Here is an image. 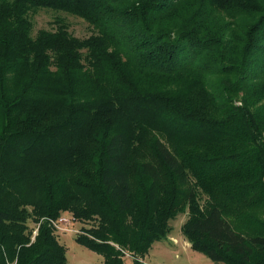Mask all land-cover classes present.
<instances>
[{"label":"trees","instance_id":"1","mask_svg":"<svg viewBox=\"0 0 264 264\" xmlns=\"http://www.w3.org/2000/svg\"><path fill=\"white\" fill-rule=\"evenodd\" d=\"M187 211L194 249L264 264V0H0V264H67L65 213L146 264Z\"/></svg>","mask_w":264,"mask_h":264},{"label":"rangeland","instance_id":"2","mask_svg":"<svg viewBox=\"0 0 264 264\" xmlns=\"http://www.w3.org/2000/svg\"><path fill=\"white\" fill-rule=\"evenodd\" d=\"M64 18L70 25L72 33L78 37H87L95 31L84 19L68 14L66 12L53 9L42 8L33 15L34 34L40 29H54L55 20ZM70 221L62 224L63 229H56V234L60 242L66 247L67 264H96L104 261V256L88 247L78 243L76 236L82 233L83 228H89L93 221L81 222L73 220L70 214L65 213ZM188 218V211L179 214L170 221L172 226L168 237L156 241L151 246L149 252L142 259L146 264H226L225 262H214L205 253L194 249L191 243L182 232V225ZM30 227L37 228L34 222H30ZM127 264H132L133 257L128 253L124 256Z\"/></svg>","mask_w":264,"mask_h":264},{"label":"built area","instance_id":"3","mask_svg":"<svg viewBox=\"0 0 264 264\" xmlns=\"http://www.w3.org/2000/svg\"><path fill=\"white\" fill-rule=\"evenodd\" d=\"M71 217H72L73 220L75 219L73 216H71ZM69 221H70V218L69 217L61 216L57 220H54L53 221V224H54V226H55L56 229L66 230V228H63L61 225L62 224H66V222H69Z\"/></svg>","mask_w":264,"mask_h":264}]
</instances>
